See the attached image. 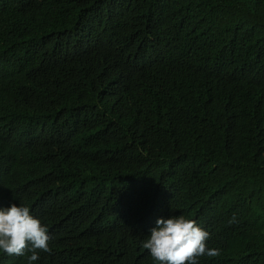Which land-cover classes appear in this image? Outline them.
Returning a JSON list of instances; mask_svg holds the SVG:
<instances>
[{
  "label": "trees",
  "instance_id": "1",
  "mask_svg": "<svg viewBox=\"0 0 264 264\" xmlns=\"http://www.w3.org/2000/svg\"><path fill=\"white\" fill-rule=\"evenodd\" d=\"M14 203L49 229L33 264H157L179 215L221 251L199 264H264V0H0Z\"/></svg>",
  "mask_w": 264,
  "mask_h": 264
},
{
  "label": "clouds",
  "instance_id": "2",
  "mask_svg": "<svg viewBox=\"0 0 264 264\" xmlns=\"http://www.w3.org/2000/svg\"><path fill=\"white\" fill-rule=\"evenodd\" d=\"M150 231L142 247L157 264H199V258L205 255L221 254L218 248H208L209 232L183 215L158 219ZM50 240L48 227L31 214L29 207L14 203L0 209V251L9 256L27 255L29 264H33L40 252H51Z\"/></svg>",
  "mask_w": 264,
  "mask_h": 264
}]
</instances>
